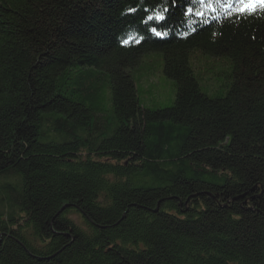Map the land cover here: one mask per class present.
I'll use <instances>...</instances> for the list:
<instances>
[{"label":"trees","instance_id":"16d2710c","mask_svg":"<svg viewBox=\"0 0 264 264\" xmlns=\"http://www.w3.org/2000/svg\"><path fill=\"white\" fill-rule=\"evenodd\" d=\"M230 2L212 12L200 0H0V158L16 162L26 188L24 200L2 196L11 206L0 205V264H48L44 253L60 246L58 264H264V11L238 15ZM147 19L173 37L150 35ZM183 22L186 38L176 36ZM197 51L224 63L213 97L189 66ZM153 52L176 95L138 116L133 71ZM108 84L118 129L78 135L107 111ZM1 161L0 176L9 169ZM211 190H223V203L246 195L224 209ZM67 204L93 233L72 223ZM22 212L39 238L53 236L51 251L25 248L26 229L14 225Z\"/></svg>","mask_w":264,"mask_h":264},{"label":"rangeland","instance_id":"374dc122","mask_svg":"<svg viewBox=\"0 0 264 264\" xmlns=\"http://www.w3.org/2000/svg\"><path fill=\"white\" fill-rule=\"evenodd\" d=\"M159 10H157L156 12H158ZM161 12H164L162 10H160ZM165 13V12H164ZM185 14V13H184ZM157 16H153L152 19H154L155 21H157L156 19ZM151 18V17H149ZM147 21L149 22V26L153 27L150 24V19H147ZM185 21V20H183ZM187 22H185L186 24ZM203 22L200 20H197V24L196 26L198 28L200 24H202ZM183 23L180 24V28H178L177 30L179 32L182 33V37L186 38L188 37V33L186 32V29H188V27ZM156 25H159L158 23H156ZM157 28V27H156ZM132 31V34L134 36H136L135 31L134 30H130ZM162 31V30H161ZM164 34V33H163ZM180 34V33H179ZM173 36H169L165 35V37H161V38H171ZM156 38H158L156 36ZM135 39V38H134ZM163 58L162 56L157 53V52H153V53H149L147 55H144L139 64H138V68L134 69L133 71V78H134V86L135 89L137 91H135L138 94V99L140 100V104L137 107V110L135 113L138 114L140 112H144L145 108H155V107H163V106H167L169 105L173 100H174V95H176V90L173 88V84L171 83L170 78H166V74L163 73ZM189 62V61H188ZM190 62H192V64H189V66L191 67V69H194V73H196V77H198V82H197V86L201 88V90L204 93H207V95H209L210 97L212 96V92L213 90H208V85L209 83L213 85L212 88L209 89H214L215 91H213V94L217 92V90L220 89V85L221 82L219 81V77L218 75L225 73V68H223L224 63L220 60H210L209 62L206 61V58H204V56L202 55V53H199V51H197V53H195V56L192 57V59L190 58ZM91 70L94 71L93 76H98V83H102V79H105L106 77L101 74L99 72L98 69L96 68H90ZM72 74H70L69 81L73 82L74 81V77L71 76ZM142 77H146V83L143 84V80ZM140 79V80H139ZM145 79V78H144ZM233 80V79H232ZM235 81H230L227 80L226 84H227V88H231L232 84H234ZM75 84V83H73ZM110 85L113 87L112 84H108L107 86H105V88H101L102 91V95L104 96V101L105 103L103 104V106H105L107 109V111L104 112H98L96 115L92 116V124H93V129H89L88 131H80L82 133H78V135H82V137L87 136L90 133H95L98 136L103 135L105 133V129L107 127L111 128V132H113L116 128L118 129L116 120L111 119V117L109 116V114H111L113 108V91L109 90ZM110 91V92H109ZM121 95V93H120ZM103 108V107H102ZM113 108V109H112ZM136 109V106L134 107V110ZM102 111L105 109H101ZM142 112V113H143ZM142 115V114H141ZM94 117V119H93ZM50 125V123L48 124ZM240 126V123L238 124ZM101 129V130H100ZM229 131V130H227ZM86 132V134H84ZM226 132V129H221V132L219 134V136H223ZM57 135V134H56ZM229 136H227V139H229ZM107 152V151H105ZM109 152V151H108ZM107 152V153H108ZM87 150L84 149L82 152L79 151L77 153V155L82 156L83 158H85L88 154H87ZM1 156V155H0ZM3 156H1L2 158ZM0 158V161H1ZM97 158V157H94ZM129 158H131V156H129ZM98 159V158H97ZM100 160L102 161H107L110 162V159L105 156V158H101ZM1 163L4 165V168H9L4 170L3 172L5 173V175L0 176V205L2 207H9L10 208V204L9 201L3 202V198L2 196H6L7 197V193L6 191H10L12 193H15V195L19 196V198H21V200H24L26 198V194L25 191V185L23 184L24 179L21 177V175L19 174V170H16V168H12L16 162L13 161L12 159L8 162V161H1ZM124 163H126V161H124ZM123 162H121V164H124ZM226 172V170H222L221 174L223 175ZM113 176V174L111 175ZM229 176V178H231L232 174H227L225 175ZM111 180H115V179H111ZM7 186H11V189L8 188ZM258 189V188H257ZM259 192H261V190H263V187L259 186ZM222 192V193H221ZM220 193L216 190V191H210L209 193H206L209 195V198H207L208 200H214L216 201L217 199L220 200V198H222L224 196V192L223 190ZM107 191H103L101 194V202L103 201H108V199L110 198V196H107ZM153 193V192H152ZM150 191V194H152ZM224 193V194H223ZM246 194H242V195H235L233 196L234 198H232V200H229L227 202L224 201V203L221 201L217 202L218 205L220 207H224L227 208V206H230V203H232L233 200H240L243 199L245 197ZM192 196H196V195H192ZM192 196L185 202L186 204L190 203V200L192 198ZM162 200H159V202L156 205L155 211H158L160 208V204H162ZM245 204L246 205H250V198L247 195V198L245 199ZM216 203V204H217ZM251 203V202H250ZM162 208H164L165 206L161 205ZM189 207H193V205H189ZM1 208V207H0ZM62 208H68V213L67 216L73 221L72 223L78 227V229H80L82 231L83 234H85L86 236L89 235L90 233H93V227L91 226V224H89V222L86 221L85 216L83 215V213H81L80 211H77L75 208H72L70 204H67L65 206H63ZM13 209V208H12ZM153 209V208H152ZM166 209V208H165ZM62 211V210H61ZM165 213H168L169 215L171 214L172 216H174L175 218H180L178 216V213L176 212V210L172 209V207L168 208L167 211H165ZM31 214V213H30ZM28 214L22 212L21 215L19 217H17L14 221V225H19V226H24V229H26L27 232V237H29L28 239H26L27 241H29V244H26L25 248L29 249L30 252L32 254H35L33 251L31 250H36V252H46L48 251V248L50 247L51 243H53V241L51 240V238L53 236H46L44 237V239H41L38 237V235L36 234L35 229L33 228V226H30V222L29 221V216H27ZM125 216V215H124ZM121 220L118 221V223ZM117 223V224H118ZM29 227V228H28ZM83 234H78L79 236L83 237ZM196 238V237H195ZM46 239V240H45ZM193 240L191 239H185L183 240V246L184 248H186L189 244L193 243ZM210 242V241H208ZM109 243V242H108ZM31 244V245H30ZM109 245V244H108ZM33 246V247H32ZM52 246V245H51ZM113 246L115 245H109V248L112 249ZM31 247V248H30ZM58 251H56V249H53V252H49V254H47L48 252L44 253L46 255H44L42 257V259L47 260L48 264H51V262H53V264H58V260L61 257V254L64 250L63 246L58 247ZM51 247H50V251H51ZM143 249V248H141ZM181 252V250H178V253H173V254H179ZM184 257V256H183ZM200 258H203V256H200ZM180 261L182 258H179ZM183 261H181L180 264H182Z\"/></svg>","mask_w":264,"mask_h":264},{"label":"snow or ice","instance_id":"6c2138e0","mask_svg":"<svg viewBox=\"0 0 264 264\" xmlns=\"http://www.w3.org/2000/svg\"><path fill=\"white\" fill-rule=\"evenodd\" d=\"M215 2H219V0H200L202 5L211 9L213 12L215 11V8L213 7ZM227 7H235L236 14L238 15H251L255 14L258 10L264 11V0H231V2L227 4ZM187 14L189 16L192 15V9H188ZM197 15L203 17L202 12H198ZM164 18L165 17L163 15L156 17L157 20H163ZM153 31L156 32L155 29H153ZM156 35L160 36L161 33L156 32Z\"/></svg>","mask_w":264,"mask_h":264},{"label":"bare ground","instance_id":"6f19581e","mask_svg":"<svg viewBox=\"0 0 264 264\" xmlns=\"http://www.w3.org/2000/svg\"><path fill=\"white\" fill-rule=\"evenodd\" d=\"M201 4V3H200ZM202 5V4H201ZM206 9H208V10H211V9H209V8H207V7H205ZM157 10H155L154 11V13L156 12ZM212 11V10H211ZM213 12V11H212ZM161 15H163L164 17H165V14H161ZM159 16V15H158ZM220 16V15H219ZM214 21H218V20H221V18H216V19H213ZM206 22V21H205ZM207 22H210V21H207ZM211 22H213V21H211ZM210 22V23H211ZM210 23H208V24H210ZM151 30H153V27L151 28ZM174 31V30H173ZM158 32V31H157ZM168 31L166 30V33H167ZM175 32V31H174ZM177 33H176V36H178V37H180V38H182V34H178L179 33V31H176ZM189 32H191V31H189ZM159 33H161V32H159ZM149 34L150 35H153L155 38H156V32H154V31H149ZM128 35H129V37L132 35V31H130V32H128ZM168 36H173L171 33H169V34H167ZM159 39L161 38V37H165V34H163V33H161V35L160 36H157ZM164 39H166V38H164ZM126 42V41H125ZM127 43V42H126ZM195 56V55H194ZM145 78V79H144ZM140 80V79H139ZM142 80H143V84H145L146 82V77H142Z\"/></svg>","mask_w":264,"mask_h":264}]
</instances>
